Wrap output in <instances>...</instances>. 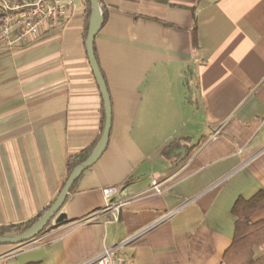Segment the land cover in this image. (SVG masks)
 <instances>
[{
    "label": "crops",
    "instance_id": "1",
    "mask_svg": "<svg viewBox=\"0 0 264 264\" xmlns=\"http://www.w3.org/2000/svg\"><path fill=\"white\" fill-rule=\"evenodd\" d=\"M100 6L93 50L111 107L106 148L69 191L65 222L0 245V264H82L111 248L130 264H223L234 203L264 188V0ZM85 17L73 0L59 27L0 48V226L52 202L65 159L97 141L104 106ZM106 187L125 203L116 223L100 213ZM250 220H264V208Z\"/></svg>",
    "mask_w": 264,
    "mask_h": 264
},
{
    "label": "built area",
    "instance_id": "2",
    "mask_svg": "<svg viewBox=\"0 0 264 264\" xmlns=\"http://www.w3.org/2000/svg\"><path fill=\"white\" fill-rule=\"evenodd\" d=\"M72 7L73 0H0V48H17L29 39H37L42 32L59 27ZM150 190L156 194L162 193L161 185L156 181H152ZM117 192L115 187L102 190L104 207L100 213L108 215L106 224L118 222L120 210L125 205L124 202L113 200ZM150 228L135 233L121 245L133 243ZM116 250L104 249L82 264H130V259Z\"/></svg>",
    "mask_w": 264,
    "mask_h": 264
},
{
    "label": "trees",
    "instance_id": "3",
    "mask_svg": "<svg viewBox=\"0 0 264 264\" xmlns=\"http://www.w3.org/2000/svg\"><path fill=\"white\" fill-rule=\"evenodd\" d=\"M83 1L86 4V17H85L86 24H85V34H84V48H85L87 25L89 20V13H90V4L88 0H83ZM97 1L100 5V0ZM101 16L104 22L105 16H103V14H101ZM103 124H104V111H102V116L99 126V134L97 141L94 143V145L88 149L82 150L79 153L65 159L66 175L61 183L58 194L63 188L65 181L70 175L71 171L77 165L84 162L89 157L90 153L96 146L101 136ZM55 199L49 204L42 207L41 210L38 211L34 217H32L27 221L17 224H11V225H1L0 237L16 236L29 229L42 216L46 214V212L53 205ZM262 208H264V188L249 200H244L241 198L236 200L232 208V214L236 217V221L234 224V235L230 246L223 254V259H222L223 264H264V252L261 255L258 256L255 255V250L257 248H261L264 246V220L258 222H251L250 220L251 215L257 210ZM52 222L53 221L50 220L43 229V231L36 237L40 236L47 229H49L52 226ZM64 222L65 220H63L60 223H55L54 226L61 225Z\"/></svg>",
    "mask_w": 264,
    "mask_h": 264
},
{
    "label": "water",
    "instance_id": "4",
    "mask_svg": "<svg viewBox=\"0 0 264 264\" xmlns=\"http://www.w3.org/2000/svg\"><path fill=\"white\" fill-rule=\"evenodd\" d=\"M90 4V13H89V20L87 25V33H86V40H85V50L86 56L88 59L89 67L99 89L100 95L103 100L104 106V124L101 136L90 153L89 157L79 165H77L70 173L68 178L65 181V184L59 194L57 195L53 205L51 208L46 212L44 216H42L35 224H33L29 229L26 231L12 237H0V245H18L22 243L29 242L33 240L37 235H39L47 223L52 220L54 223H60L64 220V215L60 213V210L66 200V197L73 185V183L81 176V174L90 168L99 157L104 152L110 133L111 127V107H110V100L109 95L103 80V77L100 73L98 68L94 50H93V42L96 34L99 32L103 18L100 12V5L97 0H88Z\"/></svg>",
    "mask_w": 264,
    "mask_h": 264
}]
</instances>
